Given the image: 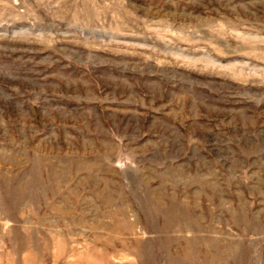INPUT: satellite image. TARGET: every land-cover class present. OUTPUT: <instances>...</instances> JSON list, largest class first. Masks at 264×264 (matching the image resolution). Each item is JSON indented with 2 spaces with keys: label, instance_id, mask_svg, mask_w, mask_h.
I'll return each mask as SVG.
<instances>
[{
  "label": "rangeland",
  "instance_id": "obj_1",
  "mask_svg": "<svg viewBox=\"0 0 264 264\" xmlns=\"http://www.w3.org/2000/svg\"><path fill=\"white\" fill-rule=\"evenodd\" d=\"M0 264H264V0H0Z\"/></svg>",
  "mask_w": 264,
  "mask_h": 264
}]
</instances>
